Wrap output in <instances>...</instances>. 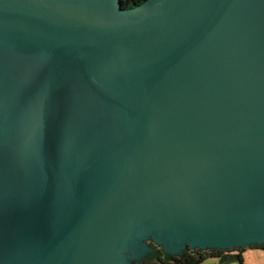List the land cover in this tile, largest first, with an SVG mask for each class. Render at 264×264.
Listing matches in <instances>:
<instances>
[{"label":"water","instance_id":"obj_1","mask_svg":"<svg viewBox=\"0 0 264 264\" xmlns=\"http://www.w3.org/2000/svg\"><path fill=\"white\" fill-rule=\"evenodd\" d=\"M150 242L264 245V0H0V264Z\"/></svg>","mask_w":264,"mask_h":264},{"label":"flooded vegetation","instance_id":"obj_2","mask_svg":"<svg viewBox=\"0 0 264 264\" xmlns=\"http://www.w3.org/2000/svg\"><path fill=\"white\" fill-rule=\"evenodd\" d=\"M150 246L153 248V251L145 256L140 262H136L135 264H165L167 262L168 264H195V261H200L203 262L207 258H216L217 260H220V254L217 253L214 249H197V248H185L181 252L171 255L168 260H164V256H162L161 261L157 262H151L150 255L155 252L154 247L152 244L153 242L149 243ZM156 245V244H154ZM159 247V246H158ZM261 248L264 250V245H259V244H254L247 246L245 248ZM161 248V247H160ZM234 248L232 250H226L224 253H234ZM244 249V247L242 248ZM159 251V248H158Z\"/></svg>","mask_w":264,"mask_h":264},{"label":"trees","instance_id":"obj_3","mask_svg":"<svg viewBox=\"0 0 264 264\" xmlns=\"http://www.w3.org/2000/svg\"><path fill=\"white\" fill-rule=\"evenodd\" d=\"M143 1L144 0H120L122 6L126 7V8L136 6L140 3H142ZM152 246L155 249V252L150 255V259H151L152 263L157 262V260L161 261L162 256H164V260H168L169 257H171V255L164 253L162 251V249L160 247H158L157 245L152 244ZM158 248H159V251H158ZM214 250L220 254V260L219 261L221 264H226L230 261H237L239 264H244V260H243V256H242V248L235 249L234 251H236V252H234V253H224L226 250H223V249H214ZM202 260L195 261V264H200ZM165 264H168V263L165 262Z\"/></svg>","mask_w":264,"mask_h":264},{"label":"rangeland","instance_id":"obj_4","mask_svg":"<svg viewBox=\"0 0 264 264\" xmlns=\"http://www.w3.org/2000/svg\"><path fill=\"white\" fill-rule=\"evenodd\" d=\"M244 264H264V250L261 248L242 249ZM200 264H221L216 258H207ZM226 264H239L237 261H230Z\"/></svg>","mask_w":264,"mask_h":264},{"label":"snow or ice","instance_id":"obj_5","mask_svg":"<svg viewBox=\"0 0 264 264\" xmlns=\"http://www.w3.org/2000/svg\"><path fill=\"white\" fill-rule=\"evenodd\" d=\"M47 97H48V93H47ZM223 246H230V245H227V244H226V245H223Z\"/></svg>","mask_w":264,"mask_h":264}]
</instances>
